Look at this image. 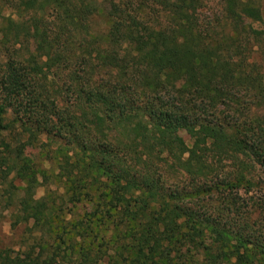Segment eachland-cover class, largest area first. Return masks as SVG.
<instances>
[{"label":"trees","instance_id":"trees-1","mask_svg":"<svg viewBox=\"0 0 264 264\" xmlns=\"http://www.w3.org/2000/svg\"><path fill=\"white\" fill-rule=\"evenodd\" d=\"M201 6L0 0V137L19 143L0 150V165L25 181L24 222L52 226L67 194L72 208L90 207L89 220L68 231L90 264L102 261L92 248L102 246L94 240L103 230L116 253L106 254L108 264H264L256 207L238 197L253 185L247 173L264 167V72L250 34L218 31L221 21L201 19ZM99 16L102 30L93 25ZM262 19L251 0H225L223 21ZM42 136L57 144L67 187L59 201L36 198V172L20 159L22 146ZM225 159L238 162L231 177L217 165ZM171 171L196 186L169 183Z\"/></svg>","mask_w":264,"mask_h":264},{"label":"rangeland","instance_id":"rangeland-1","mask_svg":"<svg viewBox=\"0 0 264 264\" xmlns=\"http://www.w3.org/2000/svg\"><path fill=\"white\" fill-rule=\"evenodd\" d=\"M99 2L103 0H98ZM253 4L260 6L262 9L263 19L261 21H240L230 24L231 21L222 20L225 0H202V6L200 9L201 19L204 21L216 20L221 26L218 27V31L222 32L226 27L227 29H235L240 32L241 35H249L252 38L253 44V57L258 67L263 69L264 72V0H251ZM3 15L10 16L14 12L9 6H3L1 4ZM15 15V13H14ZM28 17V15H27ZM16 18V15H15ZM103 17H96L93 23L96 30H102L105 27ZM237 25V26H236ZM239 25V26H238ZM235 26V28H234ZM245 28V32L243 29ZM260 32L259 39H254L255 33L252 31ZM243 32V33H242ZM237 34V33H235ZM2 51L4 48H1ZM0 50V69L5 63L6 58L4 53ZM52 77V75H51ZM244 100L249 101L248 97H244ZM250 102V101H249ZM264 113V109L260 111ZM12 115V114H11ZM10 115V116H11ZM16 116V115H12ZM187 139V135H184ZM13 142V145H19L16 140L10 135H3L0 137V150L4 146ZM54 141L48 139L47 136H42L39 142L35 146L27 145L22 146L20 159L29 163L34 172H36V184L35 195L36 198H42L51 196L59 199L64 196L67 187L57 177V167L54 161ZM238 162L235 159H225L218 161L217 165L222 169V174L227 177H231L235 174L234 170ZM253 169V168H252ZM252 174L247 173L246 177H253V185L242 187L238 190V197L240 202L254 204L256 210L253 212L252 217L254 220L257 218L259 222L257 227L264 229V167L257 166ZM169 183H177L186 185L188 188H194L196 186V180H192L191 177L185 175V173L170 172L168 175ZM25 181L17 177L16 172H9L5 166L0 165V255L1 260L7 257L10 264H30L32 259L40 257L42 264H90L88 260L81 256L80 251L77 248H72L74 243L69 240L73 237L68 231L72 227V223L78 219H88L89 209L72 208L70 195L65 196V202L61 205V209L58 214H54L52 217V226L35 227L33 221L24 222L20 215V209L18 205L19 199L24 195ZM235 193V192H234ZM217 197V193L214 198ZM207 206L213 205L214 201L211 198L205 199ZM199 203V204H203ZM243 208L245 206L242 205ZM244 210V209H243ZM86 214V215H85ZM89 220V219H88ZM86 222V221H85ZM57 233V236L55 234ZM55 236V238H54ZM92 236V235H91ZM112 233L109 231H100L95 236L94 243L102 245L101 247L92 248L93 255H101L103 258L100 264H108L109 256L114 255L113 242L108 243V240L112 237ZM61 238V239H59ZM41 246H44L45 253H42ZM100 259V260H101ZM2 264V263H0ZM94 264V263H93Z\"/></svg>","mask_w":264,"mask_h":264}]
</instances>
